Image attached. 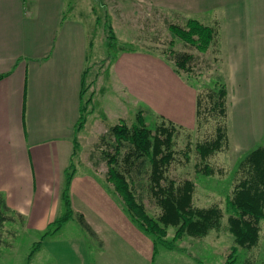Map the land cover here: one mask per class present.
<instances>
[{"label": "rangeland", "instance_id": "374dc122", "mask_svg": "<svg viewBox=\"0 0 264 264\" xmlns=\"http://www.w3.org/2000/svg\"><path fill=\"white\" fill-rule=\"evenodd\" d=\"M188 1L66 0L65 12L85 25L89 44L82 100L90 115L74 162L77 173L95 172L103 181L112 126L142 121L154 130L162 122L171 125L174 154L165 184L181 188L190 181L191 206L218 208L219 225L199 237L179 234V225L162 223L163 210L145 184L135 188L142 211L131 212L106 179L112 192L102 229L106 238L93 237L75 212L43 237L47 227L27 229L9 211L12 221L0 229V264H227L232 256L234 264H264V218L258 222L257 243L247 248L235 245L227 223L232 213L227 201L250 174L244 157L264 147V0H206L201 11L204 2L196 11ZM190 21L211 35H199ZM125 53L150 61L130 83L134 93L117 83L110 68ZM177 53L192 56L188 70L175 63ZM150 87L158 96L146 95ZM220 88L225 95L222 107H216ZM217 128L219 147L201 158L196 146L215 140Z\"/></svg>", "mask_w": 264, "mask_h": 264}, {"label": "crops", "instance_id": "0c3cea01", "mask_svg": "<svg viewBox=\"0 0 264 264\" xmlns=\"http://www.w3.org/2000/svg\"><path fill=\"white\" fill-rule=\"evenodd\" d=\"M202 2L199 11L206 0L188 1L196 11ZM65 6L66 0H0V194L25 228L37 232L60 213L65 170L90 115L75 131L89 44L85 25ZM143 56L120 54L110 64L117 83L133 93L130 83L149 67ZM150 88L146 95L158 96ZM105 181L95 172L77 173L75 164L69 186L73 213L99 239L107 237L102 229L111 204Z\"/></svg>", "mask_w": 264, "mask_h": 264}, {"label": "trees", "instance_id": "16d2710c", "mask_svg": "<svg viewBox=\"0 0 264 264\" xmlns=\"http://www.w3.org/2000/svg\"><path fill=\"white\" fill-rule=\"evenodd\" d=\"M189 27L201 36L211 35L210 31L208 32L207 29L200 27L195 21H190ZM191 60L192 56L189 54H175V63L185 67V71L188 70L187 64ZM3 77L4 75L0 74V79ZM84 91L83 88L81 91L80 115L75 124V131H79L86 120L87 113L83 111L85 107L82 100ZM216 94L217 101H215V106L222 107L221 99L225 95V90L220 88ZM200 106V99H197L196 115L198 116L201 115ZM216 130L215 140L196 146L201 158L206 157L219 147L221 132L219 128ZM173 131L174 129L171 125H165L163 122L156 126L154 130L147 128L142 121L131 126L124 124L112 126L108 132L110 151L104 154L108 166L106 179L112 182L115 191L125 200L131 212H134L133 210L142 211V206L137 202L135 188L136 185L142 187L145 184L151 194L156 197L163 210L162 223L179 225V234L186 232L190 236L199 237L219 225L221 211L216 207L206 209L193 208L191 206L192 183L190 181H185L181 188H174V184L171 181L165 184L164 173L171 160H173L174 154L172 149ZM77 151L78 146L75 144L73 146V158L65 170L64 186L60 197V213L47 226L42 235L43 237L47 234L55 233L73 215L69 186L75 171L74 157ZM244 160L249 166L250 174L246 180L240 182L234 196L227 201V205L232 212L227 218V223L235 245L247 248L257 243L258 222L261 218H264V147H258L250 151L244 157ZM146 175L147 177L144 178ZM9 211L11 210L6 206L3 195L0 194V229L4 222L12 221L6 215ZM76 217L81 226L93 235L82 215L77 214ZM132 219L135 220L134 216ZM138 225L147 235L153 234L151 230L144 227L141 223H138ZM156 237L158 238L159 236ZM169 246L171 244L167 247ZM35 250L36 247L33 248L31 254ZM234 257L232 256L231 261L227 264H234Z\"/></svg>", "mask_w": 264, "mask_h": 264}]
</instances>
